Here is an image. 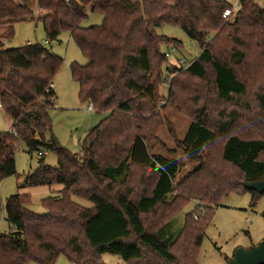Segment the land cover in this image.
<instances>
[{
  "label": "trees",
  "instance_id": "1",
  "mask_svg": "<svg viewBox=\"0 0 264 264\" xmlns=\"http://www.w3.org/2000/svg\"><path fill=\"white\" fill-rule=\"evenodd\" d=\"M239 5L226 21L234 7L223 0H0V107L12 123V132L0 133V185L17 174L25 145L30 153L50 149L58 162L41 160L26 187L61 188L42 200L43 215L29 210L30 195L10 197L5 208L0 196V214L16 229L0 234V264H56L62 255L72 264H104L105 255L125 264H197L223 198L249 193L256 205L261 195L244 184L264 179V4ZM89 13L102 25L83 28ZM28 20L42 24L48 42L69 33L88 60L73 63L70 77L81 101L107 117L80 156L60 147L49 118L63 59L39 44L5 49ZM162 26L180 28L201 50L177 69L169 91L192 121L181 146L199 164L179 183V163L149 147L162 128L157 105L168 58L161 47L182 48L156 34ZM192 201L196 214L164 240L163 229Z\"/></svg>",
  "mask_w": 264,
  "mask_h": 264
},
{
  "label": "rangeland",
  "instance_id": "2",
  "mask_svg": "<svg viewBox=\"0 0 264 264\" xmlns=\"http://www.w3.org/2000/svg\"><path fill=\"white\" fill-rule=\"evenodd\" d=\"M223 1L236 7L240 0ZM255 2L264 4V0H255ZM34 9L35 6H33ZM88 15V19L82 24L83 28L102 25V16L91 13ZM155 32L158 36H165L182 43V48L170 54L168 61L161 69L164 84L159 87L160 99L157 113L161 115L162 128L158 131L156 140L149 142L153 156H162L179 163L181 171L176 180V183H179L197 170L199 164L189 159L181 146L192 121L179 109L178 105L171 103L169 91L172 81L180 77L177 69H186L185 67L199 56L201 50L198 44L191 41L180 28L162 26ZM28 42L33 45H41L64 61V66L54 81L57 100L55 107L49 111V118L53 135L60 147L80 156L82 144L88 133L107 117V115L99 114L96 111L89 112V104L79 98V85L73 82L70 77V67L73 63L86 66L88 60L82 55L69 33H62L58 40L48 42L42 24L32 20L16 25L15 37L5 41L4 46L5 49H16L27 46ZM161 52L169 53L170 47L162 46ZM11 125L10 120L0 109V133L10 132ZM39 152L43 154V157H39L38 152L30 153L25 145L18 148L16 153L17 174L4 180L0 186L1 202L4 208L10 197L18 194L30 195L32 205L29 210L34 214L43 215L45 210L41 205L42 200L51 197L54 191L61 189L58 186L52 188L26 187L27 177L39 168L41 160L51 168H56L58 165L57 157L50 149L41 148ZM74 202L82 207L91 208V204L80 199H74ZM196 204L195 201H192L163 229L161 237L164 240L171 241L178 236L184 226L186 215L195 213ZM15 231V227L6 221L2 208L0 234ZM263 240L264 194L261 195L256 205L252 204V195L249 193L229 195L223 198L220 205L213 210L202 244L198 249L197 264H228L238 249L249 250L258 246ZM102 260L104 264H125L118 257L112 255H105ZM56 264L72 263L62 255Z\"/></svg>",
  "mask_w": 264,
  "mask_h": 264
},
{
  "label": "water",
  "instance_id": "3",
  "mask_svg": "<svg viewBox=\"0 0 264 264\" xmlns=\"http://www.w3.org/2000/svg\"><path fill=\"white\" fill-rule=\"evenodd\" d=\"M244 186L259 195L264 194V179L245 183ZM228 264H264V240L249 250L238 249Z\"/></svg>",
  "mask_w": 264,
  "mask_h": 264
},
{
  "label": "built area",
  "instance_id": "4",
  "mask_svg": "<svg viewBox=\"0 0 264 264\" xmlns=\"http://www.w3.org/2000/svg\"><path fill=\"white\" fill-rule=\"evenodd\" d=\"M240 9V5L238 4L236 7H234L233 9H228L224 12V15H223V19L226 20V21H229L233 18V16L235 15V13ZM28 45H33V44H28ZM177 51V49L175 47H171L170 48V52L165 54L166 58H169L170 54H173ZM184 63H186V61H184ZM190 64H188L189 66ZM187 66V67H188ZM186 68V67H185ZM1 109V107H0ZM88 110L89 112H92L93 111V107L92 106H89L88 107ZM12 132V130H10ZM39 157H43V154L39 153L38 154ZM1 186V185H0ZM201 213H203V211L201 210ZM194 218L197 219V216L194 215Z\"/></svg>",
  "mask_w": 264,
  "mask_h": 264
},
{
  "label": "crops",
  "instance_id": "5",
  "mask_svg": "<svg viewBox=\"0 0 264 264\" xmlns=\"http://www.w3.org/2000/svg\"><path fill=\"white\" fill-rule=\"evenodd\" d=\"M28 44H31V43H29V42H28V43H27V45H28ZM53 90H54V92H55V88H54V85H53ZM55 95H56V92H55Z\"/></svg>",
  "mask_w": 264,
  "mask_h": 264
}]
</instances>
